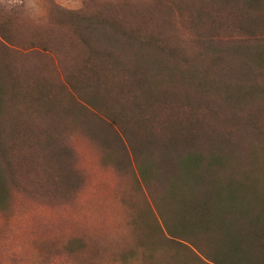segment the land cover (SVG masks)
I'll return each instance as SVG.
<instances>
[{
  "label": "trees",
  "instance_id": "16d2710c",
  "mask_svg": "<svg viewBox=\"0 0 264 264\" xmlns=\"http://www.w3.org/2000/svg\"><path fill=\"white\" fill-rule=\"evenodd\" d=\"M161 1L173 19L133 1L94 13L85 0L90 16L63 31L18 44L0 28V189L19 143L35 150L21 154L34 163L68 154L55 140L74 116L78 131L115 151L146 189L168 191L171 216L155 203L161 228L195 262L264 264V186L238 171L254 162L248 151H264V58L247 46L264 38V0ZM174 19L202 49L184 55L181 35H161H174ZM218 22L245 36L217 38Z\"/></svg>",
  "mask_w": 264,
  "mask_h": 264
},
{
  "label": "rangeland",
  "instance_id": "374dc122",
  "mask_svg": "<svg viewBox=\"0 0 264 264\" xmlns=\"http://www.w3.org/2000/svg\"><path fill=\"white\" fill-rule=\"evenodd\" d=\"M84 1L0 0V28L18 44L21 40L17 37L23 40L63 31L62 26L69 21L90 16L83 10ZM130 1L150 6L160 19H173L168 17L173 15L174 7L161 0H93L90 4L94 13L101 9L107 14ZM86 7L89 9V3ZM172 24L174 35L167 29L161 35L164 32L169 42L171 37L181 35L186 42L184 55L202 49L201 44L188 42L198 39L190 28L180 30L183 25L178 19ZM218 24L221 29L217 38L245 36L228 29V23L226 27ZM251 39L247 44L250 53L264 58V38L258 35ZM260 89L264 96V78ZM70 117L65 134L55 140L56 147L65 145L70 149L66 150L68 154L59 149L62 152L54 154L57 160L42 164L37 155L34 163L35 156L21 155L34 149L19 143L14 149L18 157L9 167L3 166L7 181L0 189V264H199L185 247L171 242L161 228L155 203L162 202L163 212L171 216L168 191L161 192L153 184L146 189L131 165L116 164L120 156L100 149L95 140L73 125L77 118ZM248 152L254 155V162H248L247 168L240 164L239 174L247 178L245 183L263 187L264 151ZM67 167L69 180L49 181L52 173L67 175Z\"/></svg>",
  "mask_w": 264,
  "mask_h": 264
}]
</instances>
